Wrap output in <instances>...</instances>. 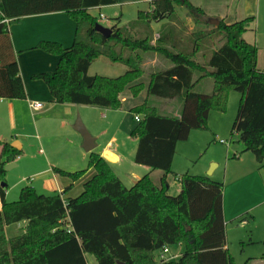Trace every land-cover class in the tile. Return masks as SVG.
I'll return each mask as SVG.
<instances>
[{"label": "trees", "instance_id": "16d2710c", "mask_svg": "<svg viewBox=\"0 0 264 264\" xmlns=\"http://www.w3.org/2000/svg\"><path fill=\"white\" fill-rule=\"evenodd\" d=\"M137 1L150 3L149 11L138 12L133 25L142 37L115 26L104 38L95 31L98 20L89 10L117 0H0V100L26 99L9 26L24 17L64 13L75 25L71 46L39 42L36 49L56 56L58 62L53 72L32 75L44 82L55 104L120 109V95L130 86L133 97L145 91L147 97L181 105L179 115L171 117L160 115L146 102L130 110L138 118L130 133L137 141L133 162L149 169L130 188L94 151L89 152L84 170L51 168L71 182L60 193L42 195L27 186L17 201L7 202V185L0 186V264H87V256L96 264H234L225 243L223 185L186 173L178 179L180 192L171 197L167 178L177 144L192 131L207 130L209 113L224 112L233 90L240 100L231 134L238 135L242 153H250L259 169L264 168V70L257 69V47L243 39L255 18L232 23L220 19L209 29L192 32L186 46L181 39L171 42L164 32L154 39L150 24L171 18L176 4L184 5L197 25L202 22L195 19L203 16L200 9L188 0ZM148 53L171 66L150 74L146 87L131 85L142 77ZM100 57L124 65L126 71L116 78L89 76L91 64ZM203 80L212 82L209 94L194 91ZM20 154L0 141V184L5 182L4 167L13 165ZM154 171L162 173L158 184L150 177ZM86 175L90 177L81 193L66 197ZM21 223L19 235L6 236V227ZM171 247L182 251L171 254ZM164 248L176 257L159 262Z\"/></svg>", "mask_w": 264, "mask_h": 264}, {"label": "rangeland", "instance_id": "374dc122", "mask_svg": "<svg viewBox=\"0 0 264 264\" xmlns=\"http://www.w3.org/2000/svg\"><path fill=\"white\" fill-rule=\"evenodd\" d=\"M188 2L192 7L203 12V16H195V19L202 22L196 25L188 9L184 5L175 4L171 18L151 22L150 29L154 39L164 32L171 42L181 39L178 41L188 46L192 32L209 29L212 21H217L219 17H225L226 22L231 23L253 16L255 32H249L245 35V39L247 41H252L253 38L258 39L260 50L257 64L259 69L264 67V0H188ZM105 7L102 10H89V14L98 20L99 25L109 29L115 26L127 29L132 36L142 37L133 25L138 12L149 11L148 1L117 0L116 4ZM100 14L103 17H100ZM172 27L176 28L177 32L172 33ZM62 30L65 29L62 28ZM73 38L74 35L71 44ZM166 46L169 50L177 52L169 44L164 45ZM29 56L21 61V66L25 84L27 87L30 85L27 88V94H30L34 100L28 103L26 100H12L16 101L14 111H10L6 105L7 101L0 103V141L10 145L16 142L23 146L20 156L13 163L14 167L9 170H5L6 166L4 167L5 182L3 184L7 185L4 198L7 202L17 201L20 190L27 186L33 187L38 194L42 195L50 196L59 193L54 186V181L45 172L48 170L50 172L52 167L67 172L80 171L86 169L88 163L89 153H85L73 139L81 136L74 129H67L61 122L62 112H65V108H72L68 107L71 104L48 103L50 93L46 85L43 81L32 78L34 75L32 72L43 67H48L49 70H40V72H53L58 58L53 56L57 61L51 65L49 58H52V55L38 53V55ZM170 66L171 64L161 56L148 53L143 57L142 77L131 85L142 83L146 86L150 74L166 70ZM125 71L124 65L114 64L100 57L91 64L88 75L116 78ZM129 87L120 95L121 108L108 109L106 117L102 113H97L94 107L82 109L81 115L75 112L71 117L73 126L79 120L88 132L98 137L99 146L94 152H100L111 135H114L119 143L126 140L127 144L137 145L136 139L130 137L131 131L137 125L134 114L130 110L136 105L146 102L155 107L160 115L168 117L179 115L181 105L176 100L147 97L145 91L133 97ZM211 88L212 82L203 80L194 91L209 94ZM239 100L240 94L234 90L230 91L226 110L222 113L216 111L209 113L208 129L192 131L186 141L177 144L171 166L172 174L167 178L168 195L174 197L180 192L178 179L186 173L193 176H207L212 181L221 183L225 243L233 263L264 264V168L258 170L251 168L254 157L250 153H236L239 147H243L238 141V135L231 134ZM32 102L44 104V111L32 110L29 106ZM50 106H55L57 109H49ZM100 109L102 111V108ZM217 139L229 142V146L219 144ZM123 152L122 161L112 165V168L124 186L130 188L136 181L131 180V173L140 179L149 172V169L136 165L133 162L134 156L128 149L124 148ZM232 153H235L236 157ZM257 167L259 168L258 165ZM89 175L74 183L72 189L66 193V197H77L82 191L83 182L90 177ZM160 176L159 171L150 175L155 184L159 183ZM58 177L64 180L67 186L71 184L68 179ZM19 225L8 226L6 236L19 235L23 229ZM169 250L171 254H178L182 251V247H171Z\"/></svg>", "mask_w": 264, "mask_h": 264}, {"label": "crops", "instance_id": "0c3cea01", "mask_svg": "<svg viewBox=\"0 0 264 264\" xmlns=\"http://www.w3.org/2000/svg\"><path fill=\"white\" fill-rule=\"evenodd\" d=\"M105 8L106 7H100V8H94V9L102 10ZM220 19L225 20V17H219L217 19V21ZM236 21H232V22H236ZM62 28H64L65 30H62ZM74 32H75L74 23L64 13H52V14L39 15V16L24 17V18L20 19V21L18 23L12 24L9 26L10 40H11V44L13 47V51L15 53L16 61L18 63L20 76H21V79L23 81V85L25 88V92H26V99L25 100L27 101V103H28V101L32 100L33 98L31 97L30 94H27V92H28L27 88H29L30 85H28V87H27V85L25 84L24 76H23V69L21 66V61H23L24 58L27 59L28 57H30L29 55H38V53H42L45 55V53L43 51L36 49L37 44L39 42H42V41L58 43L63 48H68L69 45L71 44V40H72V36L74 35ZM249 32H251V33L255 32V22H254V25L252 26V28L243 35V39L248 43L254 44L257 47L258 53H259L260 49L258 46V42H259L258 39L253 38L252 41H247L245 39V35H247ZM51 57L52 58H49V59H51L50 63H51V65H53L56 63L57 60L54 59L55 56L53 57V55H52ZM45 59H48V58H45ZM257 59H258V55H257ZM257 69H259L258 64H257ZM40 70H49V68L43 67L42 69H39L38 71H33V72L31 71V72L33 74L43 73V72H40ZM259 70H264V67H260ZM41 88H42V86H41ZM15 102L16 101H7L6 105L10 108V111L15 110V107H16ZM0 103H4L3 100H0ZM48 103L55 104L52 101L51 97H50V100L48 101ZM136 106H139V105H136ZM136 106H134V107H136ZM68 107H72V108H65V112H62L63 115L60 118H61V122L63 123V125L67 129H69V128L73 129V125H72L73 120H71V117L73 116V114H75V112H78L81 115V111H83L82 109H88V107L85 108L86 106H77V105H71ZM73 107H76V108H73ZM134 107H132V108H134ZM90 108L93 109V107H90ZM94 108L96 109L97 113H102L104 117H106L108 115V112H109L108 109L102 108V111H101L100 108H96V107H94ZM43 109H44V104H43V108L41 109V112L44 111ZM49 109H57V108L55 106L54 107L50 106ZM194 132H197V131H194ZM90 134H91V136H93L95 138V142H94L95 148L92 150V151H94L97 148V146H99V144H97V138L98 137H95V135H93L92 133H90ZM189 137H190V134H189ZM73 139H74L75 144H77L83 150L82 138L81 137L80 138L74 137ZM125 141L126 140H124V142L119 143L116 140V137L114 135H111L108 138V140L106 141V144L104 145V147L98 153L101 155V157H103L111 165L119 164L122 161L123 156H124V152H123L124 148L128 149L129 153H131L132 156H134V153H135L136 145L134 143L127 144V142H125ZM14 143L17 145L16 149L21 150V148L23 146L16 143V142H14ZM79 143H80V145H79ZM77 145H75V146L77 147ZM242 151H243V147H239V149H237L236 153L242 152ZM84 152L89 153L86 151H84ZM243 154H245V153H243ZM232 155H235V153H232ZM235 157H236V155H235ZM237 159H239V158L237 157ZM254 163H255V161L251 165V168L254 170H258L259 168L257 167V165L255 166ZM216 166H218V164ZM155 172L156 171L150 172V175L154 174ZM45 174L50 175V177L54 181V186L59 191V193L62 192L64 190V188L67 186L66 182H64V180H60V178L57 175L53 174L51 170H50V172H49V170L46 171ZM161 175H162V173H161ZM130 178L132 181L137 180L136 175H133V173H131ZM19 226L23 227L24 224L21 223ZM6 228H5V231H6ZM9 238H11V237H9ZM86 262H87V264H96L94 259L89 258L88 256L86 257Z\"/></svg>", "mask_w": 264, "mask_h": 264}, {"label": "water", "instance_id": "95a60500", "mask_svg": "<svg viewBox=\"0 0 264 264\" xmlns=\"http://www.w3.org/2000/svg\"><path fill=\"white\" fill-rule=\"evenodd\" d=\"M218 21H212L213 24H217ZM95 31L101 34L104 38H107L111 34V30L109 28L102 27L99 24H96L94 27ZM73 129L79 133V135L82 138V148L86 152H91L95 148V138L91 136V134L87 131V129L84 127V125L81 123V121H76V123L73 126ZM12 147L17 148V145L15 143L11 144ZM14 165H7L5 167V170H9L10 168H13ZM1 187H4L5 184L1 183ZM122 264V263H118Z\"/></svg>", "mask_w": 264, "mask_h": 264}, {"label": "built area", "instance_id": "2783aa9c", "mask_svg": "<svg viewBox=\"0 0 264 264\" xmlns=\"http://www.w3.org/2000/svg\"><path fill=\"white\" fill-rule=\"evenodd\" d=\"M100 17H103L101 14H100ZM30 108L34 111H37V110H41L43 108V104L41 103H38V102H32L29 104ZM134 120L137 121L138 118L137 117H134ZM217 142L219 144H223V145H226V146H229V142H226V141H223V140H217ZM176 257L173 256V255H170L169 253V250L168 248H164L160 253H159V262H165L167 260H170L172 258Z\"/></svg>", "mask_w": 264, "mask_h": 264}]
</instances>
